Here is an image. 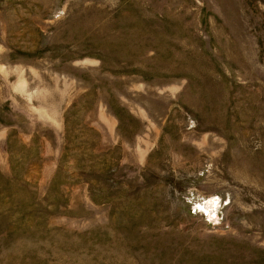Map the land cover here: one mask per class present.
Instances as JSON below:
<instances>
[{
  "label": "rangeland",
  "instance_id": "obj_1",
  "mask_svg": "<svg viewBox=\"0 0 264 264\" xmlns=\"http://www.w3.org/2000/svg\"><path fill=\"white\" fill-rule=\"evenodd\" d=\"M0 264H264V0H0Z\"/></svg>",
  "mask_w": 264,
  "mask_h": 264
}]
</instances>
